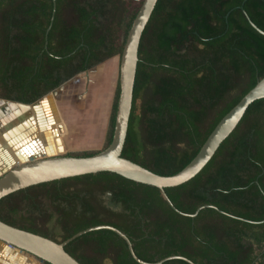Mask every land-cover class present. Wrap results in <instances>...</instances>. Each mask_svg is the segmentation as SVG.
<instances>
[{
    "label": "trees",
    "instance_id": "trees-1",
    "mask_svg": "<svg viewBox=\"0 0 264 264\" xmlns=\"http://www.w3.org/2000/svg\"><path fill=\"white\" fill-rule=\"evenodd\" d=\"M129 1L0 0V97L32 103L119 56L141 3L129 9ZM243 10L264 31V0L156 1L139 40L122 157L160 175L176 173L264 75V34ZM117 96L118 82L101 148L111 139ZM263 139L260 98L199 172L163 188L176 209L158 187L99 171L8 193L0 198V220L56 242L112 225L147 262L180 255L194 264H264ZM104 193L119 210L103 203ZM201 205L209 206L187 215ZM53 214L59 236L46 226ZM64 249L80 264H140L125 240L105 228L73 238ZM160 264L189 263L173 258Z\"/></svg>",
    "mask_w": 264,
    "mask_h": 264
},
{
    "label": "water",
    "instance_id": "water-1",
    "mask_svg": "<svg viewBox=\"0 0 264 264\" xmlns=\"http://www.w3.org/2000/svg\"><path fill=\"white\" fill-rule=\"evenodd\" d=\"M54 2V0H52ZM157 0H141V3L130 23L126 33L118 65V96L114 114L111 139L109 143L91 155H70L54 153L51 155L33 154L26 160L10 164L0 171V198L15 190L55 179L110 171L136 182L153 185L161 189L163 198L176 209L163 191L164 187L181 184L193 177L211 158L221 141L233 130L248 105L260 98H264V75L218 120L210 131L194 157L179 171L170 175L157 174L136 162L122 157L121 150L126 136L128 119L131 109L132 91L136 64L138 59V45L141 33L151 15ZM54 10V3H53ZM246 15L245 11L243 10ZM249 23L260 33L259 29L246 15ZM52 21V17L50 19ZM49 26L46 29L48 31ZM53 91V90H52ZM48 92L42 97H49ZM58 133H63V125L56 123ZM264 145V139H263ZM201 205L193 213L194 216ZM105 228L114 231L122 237L131 256L140 264H160L165 260L178 258L189 264V259L180 255H170L154 262H147L137 257L132 249L128 237L112 225L99 224L77 231L61 242L39 234L12 226L0 220V242L22 253L31 254L41 261L50 264H80L74 257L65 251L64 245L73 238L94 229Z\"/></svg>",
    "mask_w": 264,
    "mask_h": 264
},
{
    "label": "crops",
    "instance_id": "crops-1",
    "mask_svg": "<svg viewBox=\"0 0 264 264\" xmlns=\"http://www.w3.org/2000/svg\"><path fill=\"white\" fill-rule=\"evenodd\" d=\"M119 56L114 55L105 61L80 72L62 83L49 94L32 103L0 97V169L9 165L12 159L23 150L43 153L45 149L56 151L54 140L56 123L63 125L60 144L63 151L76 152L100 149L105 135L116 85L118 82ZM75 91L73 104L67 103V89ZM66 103L63 104L62 101ZM92 104V105H91ZM83 116L75 111L86 110ZM65 107V111L60 107ZM86 108V109H85ZM74 112V113H73ZM96 113V114H95ZM72 114H75L73 119ZM82 119L86 125L78 124ZM85 129L88 133L85 134ZM48 136L52 141H48ZM35 142V147L30 146ZM15 156V157H14ZM0 264H45L39 258L22 253L0 242Z\"/></svg>",
    "mask_w": 264,
    "mask_h": 264
},
{
    "label": "rangeland",
    "instance_id": "rangeland-1",
    "mask_svg": "<svg viewBox=\"0 0 264 264\" xmlns=\"http://www.w3.org/2000/svg\"><path fill=\"white\" fill-rule=\"evenodd\" d=\"M139 2H140V0H130L129 1V9H131V8H133V6H136V5H138L139 4ZM59 87V86H58ZM66 96L68 97V100H67V103H69V104H73V102H74V97H75V91H74V88L72 87V86H70L68 89H67V92H66ZM60 101H62L61 99L59 100V105L61 104L60 103ZM63 102V104L64 103H66V101L65 100H63L62 101ZM92 105V104H91ZM91 105L86 109V110H82V109H79V110H76L75 111V113H76V115L77 116H83V114L91 107ZM65 107L66 106H64V107H60V110L62 111V113H63V111H65ZM74 113V112H73ZM96 114V113H95ZM71 117H73V119L75 118V114H72V116ZM78 124H80V125H86L85 123H84V121L82 120V119H78ZM60 135V134H59ZM58 135V136H59ZM101 149V148H100ZM97 150H99V149H97ZM80 151V150H79ZM70 152V151H69ZM75 152V151H74ZM76 152H78V151H76ZM63 153H68L67 151H62V152H60V154H63ZM100 199L103 201V203L105 204V205H108V206H110L112 209H114V210H119L120 209V206L119 205H112V204H110V202H109V194L108 193H104V194H102L101 196H100ZM47 200H44V202H46ZM18 214H24V211L21 209L19 212H18ZM46 226H47V228H48V230L49 231H51V233H53L55 236H59V233H60V229H59V226H58V224H57V222H56V214H53L52 215V217L50 218V220L46 223ZM257 251L259 250V249H256ZM103 264H111V261L109 260V259H105L104 260V262H103Z\"/></svg>",
    "mask_w": 264,
    "mask_h": 264
},
{
    "label": "bare ground",
    "instance_id": "bare-ground-1",
    "mask_svg": "<svg viewBox=\"0 0 264 264\" xmlns=\"http://www.w3.org/2000/svg\"><path fill=\"white\" fill-rule=\"evenodd\" d=\"M0 103H2V102H0ZM56 132H57V130H56ZM56 132L54 131V134H53L54 135V140L53 141H55V143L57 145L56 151H54V150H52L50 148L45 149V151L43 153L38 152V151H35V149H33V152H31V151L28 152V150H23V153L21 155L20 154L19 155H17V154L15 155V156H17V158L14 156L15 159L13 158L12 159L13 161H11L9 163V165L15 163V160H18L19 162H21L23 160H26L29 157V155H33V154L51 155V154L58 153V152L62 151L63 148L61 147V144H60V137L58 136L59 134H57ZM87 133H88V131H87V129H85V134L84 135H86ZM47 138H48V141L49 142L52 141V138L50 136H48ZM34 143L35 142L31 143L30 146H34L35 147V144ZM9 165H7L6 167L0 169V171L3 170V169H5V168H7V167H9Z\"/></svg>",
    "mask_w": 264,
    "mask_h": 264
}]
</instances>
